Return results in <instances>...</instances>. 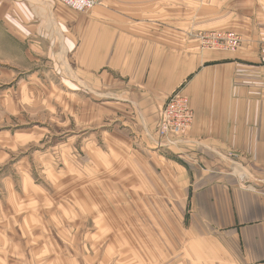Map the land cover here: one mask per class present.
Returning a JSON list of instances; mask_svg holds the SVG:
<instances>
[{"label": "crops", "instance_id": "1", "mask_svg": "<svg viewBox=\"0 0 264 264\" xmlns=\"http://www.w3.org/2000/svg\"><path fill=\"white\" fill-rule=\"evenodd\" d=\"M59 3L0 0V62L19 67L13 56L20 52V68L39 59L57 76L68 62L73 86L84 81L105 114L119 109L121 124L137 127L143 150L95 172L100 186H135L138 241L151 219L155 258L154 220L178 208L186 222L183 264H264V0H103L83 13ZM190 30H230L242 43L233 53L200 51L185 36ZM176 89L193 109L189 141L151 150L158 110ZM15 217L9 192L0 199V264H31L15 258L22 249ZM175 236L168 232L167 241Z\"/></svg>", "mask_w": 264, "mask_h": 264}, {"label": "rangeland", "instance_id": "2", "mask_svg": "<svg viewBox=\"0 0 264 264\" xmlns=\"http://www.w3.org/2000/svg\"><path fill=\"white\" fill-rule=\"evenodd\" d=\"M6 49L1 57L8 56ZM13 57L23 66V54ZM25 65L30 67L0 62L1 72L13 75L0 77V199L15 195L16 243L22 247L15 258L31 264H183L186 222L178 208L172 217L154 220L160 240L153 258L151 219H144L138 241L135 186L99 185L95 170L102 164L119 168L124 153L143 150L137 127L122 125L119 109L105 114L84 81L73 86L68 62L59 63L58 76L51 63ZM111 113L117 116L112 122ZM153 134L151 150L169 151L155 145ZM232 164L233 171L248 174ZM168 232L176 234L175 242L167 241Z\"/></svg>", "mask_w": 264, "mask_h": 264}, {"label": "built area", "instance_id": "3", "mask_svg": "<svg viewBox=\"0 0 264 264\" xmlns=\"http://www.w3.org/2000/svg\"><path fill=\"white\" fill-rule=\"evenodd\" d=\"M103 0H60L64 6L76 12H85L99 5ZM188 40L197 43L200 50L235 51L241 44V36L230 30H190L185 32ZM193 121V110L188 97L176 90L171 93L158 110L154 130V142L158 147L177 148L185 143Z\"/></svg>", "mask_w": 264, "mask_h": 264}, {"label": "bare ground", "instance_id": "4", "mask_svg": "<svg viewBox=\"0 0 264 264\" xmlns=\"http://www.w3.org/2000/svg\"><path fill=\"white\" fill-rule=\"evenodd\" d=\"M244 174V173H243Z\"/></svg>", "mask_w": 264, "mask_h": 264}]
</instances>
